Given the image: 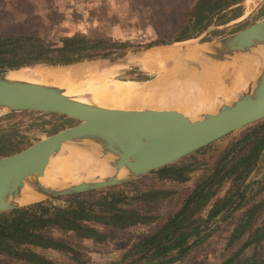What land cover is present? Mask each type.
Here are the masks:
<instances>
[{"label":"trees","instance_id":"16d2710c","mask_svg":"<svg viewBox=\"0 0 264 264\" xmlns=\"http://www.w3.org/2000/svg\"><path fill=\"white\" fill-rule=\"evenodd\" d=\"M4 1L6 6L0 11V72L104 57L116 47L108 37L87 36L81 32L63 35L57 42H52L45 34L46 24L53 18L51 12H39L36 0H0V3ZM142 1L163 26L165 14L173 7L165 1ZM178 1L181 4L179 19L167 24L175 32L174 40L177 41L199 34L214 20L223 24L243 13V0ZM259 11L264 16V5ZM157 43H166V40ZM118 47L127 48L125 44ZM212 144L186 155L190 161H183V157L147 173L157 180L174 179L180 183L189 179V173L201 171L178 208L153 226L118 260L108 264H171L184 259L203 244L223 222L228 228L226 247L231 249L237 244V248L220 262L199 264H234L241 252L249 247H252V253L243 264H264V217L258 222L264 209V179L248 181L251 173L259 170L264 158V118L242 127L241 133L210 166L198 155H205ZM19 149L18 143L10 141L7 133H0V156ZM227 182L230 183L228 188L218 196ZM125 184L129 186L133 181L122 186ZM105 190L104 195L97 198L91 194L98 195L97 190L70 195L65 205L39 201L1 211L0 264H51V260L38 250H72L65 239L48 235V228L72 232L79 237L95 235L98 238V230L89 222L119 228L157 221L158 214L153 208L141 211L128 207V201L150 202L159 198L164 192L162 189L150 188L134 196L115 186ZM212 223L214 226L211 227Z\"/></svg>","mask_w":264,"mask_h":264},{"label":"water","instance_id":"95a60500","mask_svg":"<svg viewBox=\"0 0 264 264\" xmlns=\"http://www.w3.org/2000/svg\"><path fill=\"white\" fill-rule=\"evenodd\" d=\"M212 28L208 27L206 31ZM202 42L210 44L208 51L204 52L209 62L227 61L238 54L253 53L254 49L264 47V16L229 35ZM150 47L89 60L105 59L114 63L125 58L128 53ZM6 111L51 113L63 116L73 124L0 156V212L22 206L10 201V198L20 195L26 176L43 175L50 157L60 153L64 145H78L86 141L95 143L102 157L113 158L108 166L116 174L56 188L37 182L32 190L43 195L41 200L100 189L138 178L263 119L264 62H260L253 78L232 100L221 102L214 112L202 113L194 120L175 111H159L151 115L113 109L99 113L80 106L60 89L51 92L26 81L11 80L7 77V71H2L0 112ZM120 171L125 173L121 178L117 176Z\"/></svg>","mask_w":264,"mask_h":264},{"label":"rangeland","instance_id":"374dc122","mask_svg":"<svg viewBox=\"0 0 264 264\" xmlns=\"http://www.w3.org/2000/svg\"><path fill=\"white\" fill-rule=\"evenodd\" d=\"M167 2L173 8L165 14V24L161 26L158 19L155 18L150 9L144 5L142 0H51L49 2L36 0L37 10L41 13L51 12L54 18L51 23L46 24L45 34L52 42H57L59 37L73 33H83L90 36L108 37L114 44L115 49L109 55L118 54L126 51L136 50L148 46H157L176 42L174 40V31L167 24H172L179 19L181 4L178 0H159ZM247 0H243L241 5L243 13L223 24H217L214 20L199 34L187 38L198 41H211L235 31H238L251 23L260 19L263 15L259 12L260 7L264 5V0H256V4L249 10L246 5ZM6 2L0 3V11ZM80 13V14H78ZM181 13V12H180ZM187 26H189L187 22ZM183 27V26H181ZM208 27H214L208 32ZM166 40V43H157L159 40ZM186 40V39H184ZM153 43V44H152ZM125 44L127 48L120 49L118 46ZM89 63L92 60H82ZM79 61V62H82ZM86 65H72L66 67L67 75L77 68H85ZM26 70L42 69L43 67H21ZM60 69L64 67H45ZM69 69H71L69 71ZM156 72H147L134 64L127 65L120 73L119 77L146 80L153 78ZM72 78H74L72 76ZM74 82H81L74 78ZM73 122L63 116L41 113L36 111H12L0 112V133H7L10 141L18 143L20 148L34 142L35 140L53 133L61 128L69 126ZM241 129L233 131L212 142L210 150L205 155H198V158H205L210 166L217 160L225 147L234 141L241 133ZM183 161H190L185 157ZM200 170L189 173V179L185 182H177L174 179L157 180L153 175L145 174L138 178L129 180L133 184L126 186L120 183L115 186L119 191L126 192L130 196L139 195L141 191L150 188L162 189L164 192L159 198L150 202L146 201H128V207L141 211L147 209L154 210L158 214V219L149 225L134 224L123 227L102 226L98 222H89L90 226L95 227L99 235L89 237H79L72 232H62L55 228H48L46 233L53 237L63 238L67 244L72 247L70 251H56L52 249L38 250L41 254L51 260V264H108L118 260L120 256L145 237L153 226L161 223L167 216L173 213L183 198L192 189L195 178L200 174ZM264 179V158L260 162L258 171L252 172L248 178L249 183L253 180ZM230 183L217 193L223 195ZM110 187V186H109ZM106 187L94 189L98 195L91 193L95 198L104 195ZM86 192V191H85ZM83 193V192H81ZM264 195V191H263ZM70 195L53 198H45V201L51 205H65ZM155 200V201H154ZM237 213V212H235ZM264 217V209L260 212L258 222ZM214 226L213 223L211 227ZM227 226L223 222L219 228L213 231L203 244L193 249L188 256L171 264H199L200 262L217 263L226 258L236 248L226 247ZM102 237H106L103 239ZM102 238V239H100ZM252 253V247L244 249L236 258L234 264H243L247 256ZM4 259V258H2Z\"/></svg>","mask_w":264,"mask_h":264},{"label":"bare ground","instance_id":"6f19581e","mask_svg":"<svg viewBox=\"0 0 264 264\" xmlns=\"http://www.w3.org/2000/svg\"><path fill=\"white\" fill-rule=\"evenodd\" d=\"M255 4L256 0L246 1L249 10ZM192 40L128 53L114 63L95 59L89 63L37 65L35 67L43 68L11 69L7 71V77L51 92L60 89L80 106L99 113L113 109L151 115L159 111H175L194 120L202 113L214 112L218 104L232 100L246 86L260 62H264V47L254 49L253 53L235 55L227 61L209 62L204 52L208 51L210 44ZM79 64L86 67L77 68L67 75L66 67ZM129 64L157 74L146 80L119 77ZM72 76L81 82H74ZM112 159L111 156L102 157L99 146L89 141L64 145L60 153L50 157L43 175L30 174L24 178L20 195L10 198V201L24 205L41 200L43 195L32 190L37 182L56 188L116 174L108 166ZM124 175V171H120L117 176L121 178Z\"/></svg>","mask_w":264,"mask_h":264}]
</instances>
